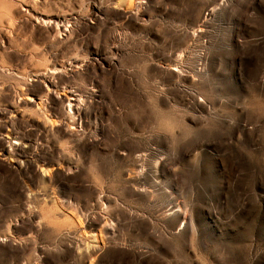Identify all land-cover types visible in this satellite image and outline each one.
I'll return each mask as SVG.
<instances>
[{"label":"rangeland","instance_id":"rangeland-1","mask_svg":"<svg viewBox=\"0 0 264 264\" xmlns=\"http://www.w3.org/2000/svg\"><path fill=\"white\" fill-rule=\"evenodd\" d=\"M0 18V264H264V0Z\"/></svg>","mask_w":264,"mask_h":264},{"label":"bare ground","instance_id":"bare-ground-1","mask_svg":"<svg viewBox=\"0 0 264 264\" xmlns=\"http://www.w3.org/2000/svg\"><path fill=\"white\" fill-rule=\"evenodd\" d=\"M18 1V0H17ZM17 4V3H16ZM11 5V4H10ZM13 8V7H12ZM11 8V9H12ZM10 11H12V10H10ZM9 12V11H8ZM28 12H29V14H31L33 17H35L36 19H37V21L38 20H40L41 19V16H37L36 14H35V12L33 11V9L32 8H30V7H27L26 8V13L28 14ZM20 13L21 14H24V13H22V11L20 10ZM7 14V13H6ZM30 15V16H31ZM5 16V15H4ZM10 16V15H9ZM8 17V16H7ZM10 17H12V16H10ZM1 19V18H0ZM10 20V19H9ZM17 20V19H16ZM42 21H44L45 19H41ZM10 21H12V19L10 20ZM55 21V20H54ZM45 22V21H44ZM59 23V22H58Z\"/></svg>","mask_w":264,"mask_h":264}]
</instances>
